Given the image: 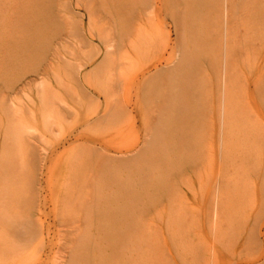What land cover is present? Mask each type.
Here are the masks:
<instances>
[{"label": "rangeland", "instance_id": "374dc122", "mask_svg": "<svg viewBox=\"0 0 264 264\" xmlns=\"http://www.w3.org/2000/svg\"><path fill=\"white\" fill-rule=\"evenodd\" d=\"M224 1L0 0V264H264V0Z\"/></svg>", "mask_w": 264, "mask_h": 264}, {"label": "bare ground", "instance_id": "6f19581e", "mask_svg": "<svg viewBox=\"0 0 264 264\" xmlns=\"http://www.w3.org/2000/svg\"><path fill=\"white\" fill-rule=\"evenodd\" d=\"M234 1V0H233ZM201 2H202V0H201ZM200 2V3H201ZM207 2V1H206ZM231 2H232V0H231ZM199 3V2H198ZM203 3H205V2H203ZM235 4H236V2H234ZM235 4H234V6H235ZM200 5V4H199ZM237 5V4H236ZM207 6V8H208V4L206 5ZM214 6H215V4H214ZM235 8V7H234ZM234 8H233V10H234ZM214 10H216V12H218L219 10H221V14H222V17H223V21H225V23L227 24L228 23V21H229V12H230V5H229V0H225L224 2H223V5L220 7L219 6V4H217V6L216 7H214L213 8ZM219 16V15H218ZM184 39H185V37H183L182 38V41H181V43L179 44L180 45V53H181V59H180V62L176 65V66H174V67H172V69H170V71L172 72V70H174V72H172V73H175V75H179V74H184V69H181L182 67L181 66H184V68L188 65V63H189V59H190V55L192 54V51H190V48H188L187 46H186V43H185V41H184ZM115 43H109L108 45H107V48H108V51L112 48H114L115 47V45H114ZM112 49L110 50V51H112ZM187 54V55H186ZM194 55V54H193ZM192 67H191V65H190V69H191ZM193 72V71H192ZM189 73H191V72H189ZM187 75H191V74H187ZM189 78V77H188ZM223 79V78H222ZM224 80V79H223ZM191 82V81H190ZM225 82V81H224ZM223 106H225L224 104H223ZM223 106L220 104V106H219V111H218V113H219V115H220V123H221V125H220V135H223V133H225V131H226V128H225V124H226V109H225V107H224V109H223ZM195 120H196V117L194 118ZM196 128V127H195ZM193 129V128H192ZM197 129V128H196ZM223 139V138H222ZM31 142V141H30ZM34 144V143H33ZM32 145V144H31ZM6 148V147H5ZM2 150H4V149H2ZM3 152H5V151H3ZM2 151H1V153H3ZM33 152V151H32ZM6 153V152H5ZM4 153V154H5ZM31 154V153H30ZM29 154V155H30ZM28 155V152L26 153V156L28 157V160H29V162L28 163H30V165L28 166L29 167V170L32 172V170L35 172V180H36V174H37V171L38 170H40V167L42 166L41 165V159H40V161H39V158L37 157V155H35L34 156V158H33V153H32V155H30L29 156ZM3 154L1 155V159H2V161H1V159H0V166H1V168H0V170H2L0 173L1 174H5V173H2L4 170H6V166H4V163H5V161L3 160ZM30 157H31V159H30ZM9 163V162H8ZM28 163H27V165H28ZM5 165H6V163H5ZM10 165V164H9ZM8 165V166H9ZM5 168V169H4ZM28 169V168H27ZM15 170V169H14ZM11 172H12V169H11ZM0 174V178L1 177H3V175H1ZM8 174V173H7ZM12 174V173H11ZM10 173H9V175H11ZM15 174V173H14ZM13 174V175H14ZM34 175V174H33ZM7 176H6V174H5V176L3 177V179H0V181L2 180V182L0 183V184H2L3 183V181H5L7 178H6ZM4 178H6V179H4ZM15 179V178H14ZM7 181V180H6ZM9 181V180H8ZM10 182V181H9ZM12 182V181H11ZM17 182H18V180H17ZM6 184V183H5ZM11 184V183H10ZM14 184V183H13ZM7 185V184H6ZM2 189V190H1ZM7 189V188H6ZM5 187H4V183H3V185H2V188H0V202H1V200L3 199L4 200V195H5V193H6V195L7 194H9V189H8V191L6 192L5 190ZM30 189V188H29ZM107 191H108V193L106 194V198H105V203H106V205L104 206V208L100 211V214L101 215H105V216H108L109 217V223H110V225L114 228L115 227V217H113L114 216V208L112 207V203H111V198H113L114 196H113V194L111 193L112 192V189H110V188H107ZM17 192V191H16ZM28 192H29V190H28ZM95 194V193H94ZM93 194V195H94ZM3 195V197H2V199H1V196ZM5 195V198H7V200H6V202H8V199H9V196L7 197ZM10 195V194H9ZM86 195H87V198L88 199H93V197L91 198L90 197V195L88 194V192H86ZM31 197V196H30ZM37 197V196H36ZM32 198V197H31ZM81 198V197H80ZM11 197H10V201H9V203H10V205H16V204H13L12 203V201L14 202V199L11 201ZM25 200V199H24ZM33 200H35V199H33ZM59 199H57V201H58ZM85 200H86V198L84 197V199L82 200V207H81V209H80V215H81V218H83L82 217V212H84L85 210H86V208H87V206H86V202H85ZM31 201V200H30ZM39 201V200H38ZM37 201V203L39 204V202ZM5 201H3L2 203H0V205L1 204H3ZM23 202V201H22ZM25 202V201H24ZM95 201H93L92 203H93V205H95V203H94ZM12 203V204H11ZM18 203V202H17ZM31 203V202H30ZM29 203V205L27 204L24 208H26L27 206H29L30 207V205H32V208L34 207L33 205H35L34 204V202H33V204L31 203L30 204ZM4 206V205H3ZM2 205H1V207H3ZM21 206V205H20ZM5 207H8V211L10 210H14L15 211V209H16V207L17 206H15L14 208L15 209H12L11 207H13V206H9V204H8V206H6L5 205ZM19 207V206H18ZM28 207V208H29ZM40 207V206H39ZM9 208H11V209H9ZM31 208V211H33L34 209H32ZM60 208L61 209H63V213H60L59 214V221H60V224L62 225V226H64L65 228H68V227H73V228H75V229H77V228H79L81 225H82V223L81 222H77V218H78V211H76L77 209H79V208H75L73 205H72V203L71 202H68L66 205H64V204H61V206H60ZM69 208H71V210L70 211H68V209ZM1 210L0 211H2V208H0ZM4 209V208H3ZM19 209V208H18ZM7 210H6V208H5V211L7 212ZM17 210V209H16ZM13 211V212H14ZM21 211V210H20ZM39 211V210H38ZM125 211V210H124ZM19 212V211H18ZM24 212V211H23ZM29 212V211H28ZM27 212V213H28ZM40 212V211H39ZM108 212H110V213H108ZM129 212V211H128ZM1 213V212H0ZM14 213H16L14 216H13V218L11 217V216H8V217H10L11 218V220L13 219V221L15 220L14 218H16L17 220H15L14 222L15 223H13V221L11 222H9V223H13V224H10V226H11V228H12V230L14 231V236H21V238H22V236H24L25 234L27 235V233H26V231L28 232L29 231V235H27V236H30V238L29 237H27L26 235H25V238L26 239H31V236L33 235H36V236H34L35 238L40 234H38V232H40V231H38L37 232V230H35L36 231V234L32 231H30V226H32V227H35V226H33V223L35 222V224L34 225H36V223H37V221H34L33 219H35V218H33V217H31V215L32 214H34L35 213V211L32 213V214H30V216L28 215L27 217H25V218H29V217H31V220H33V221H31L30 222V218L29 219H25L24 218V216H25V214H24V216H23V214L21 215V216H23L22 218L20 217V215H18L17 214V212L15 211ZM7 214V213H6ZM9 214V213H8ZM10 214H12V211H11V213ZM16 215H18V216H16ZM27 215V214H26ZM68 215H70V216H72V218H74L75 219V221H73V220H70V219H68L69 220V222H70V225L66 222V218H67V216ZM3 216V215H2ZM34 216V215H33ZM40 216V215H39ZM18 217V218H17ZM21 218V219H20ZM25 220H24V219ZM33 218V219H32ZM41 218H42V215H41ZM41 218L39 219V221L38 222H40V220H41ZM2 219H3V217H2ZM2 219H0V220H2ZM9 219V218H8ZM8 219H6V217L4 218V220H8ZM18 219H20V221L18 220ZM37 219V218H36ZM35 219V220H36ZM30 222V224H29V222ZM5 222V221H4ZM6 223V222H5ZM41 223H43V222H41ZM40 223V224H41ZM2 223L0 222V225H1ZM32 224V225H31ZM38 224V223H37ZM5 225V227L7 226L8 227V229H9V226L7 225V223L6 224H4ZM4 225H2V226H4ZM39 225V224H38ZM41 226H42V224H41ZM5 227H2V228H0V232H1V229H2V233H4V230H5V232H6V229H4ZM29 227V228H28ZM43 227V226H42ZM36 228V227H35ZM37 228H39V227H37ZM36 228V229H37ZM7 229V230H8ZM29 229V230H28ZM11 231V230H10ZM25 231V232H24ZM23 232H24V234H23ZM7 234V233H6ZM8 234H9V231H8ZM11 234H9V236H10ZM9 236H8V238H9ZM11 237H12V235H11ZM17 237H15V239H16ZM24 237H23V239L24 240H26ZM4 239H5V237H4ZM13 239H14V237H13ZM28 239V240H29ZM33 239V238H32ZM3 240V239H2ZM23 240V241H24ZM15 241V240H14ZM19 241H21V240H19ZM8 242V241H7ZM29 242H30V240H29ZM12 243V242H11ZM18 243H22V242H18ZM24 243V242H23ZM4 244H5V242H4ZM7 244V243H6ZM17 244V243H16ZM145 244V243H144ZM1 245V247H3V246H5V245H3L2 246V244H0ZM24 245V244H23ZM20 247H21V245H19ZM61 246H63V244L61 245ZM65 246V245H64ZM4 248V247H3ZM18 249H20V248H18ZM4 250V249H3ZM146 249L144 248V251H145ZM6 251V250H5ZM1 252V251H0ZM2 253V252H1ZM4 254V253H3ZM6 254V253H5ZM144 254H146V252H144ZM147 254H149V252L147 253ZM1 255V254H0ZM15 255V254H14ZM4 256V255H3ZM2 256V257H3ZM1 257V258H2ZM9 257V256H8ZM144 257H145V259L146 260H150L151 259V257H149L148 259L146 258V256L144 255ZM147 257H148V255H147ZM4 259H6V256H5V258ZM144 259V260H145ZM3 261V260H2ZM1 262V261H0ZM151 264V263H150Z\"/></svg>", "mask_w": 264, "mask_h": 264}]
</instances>
